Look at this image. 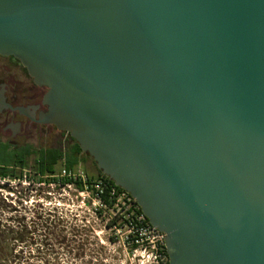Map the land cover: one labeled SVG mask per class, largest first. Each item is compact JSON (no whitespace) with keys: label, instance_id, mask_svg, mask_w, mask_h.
<instances>
[{"label":"water","instance_id":"95a60500","mask_svg":"<svg viewBox=\"0 0 264 264\" xmlns=\"http://www.w3.org/2000/svg\"><path fill=\"white\" fill-rule=\"evenodd\" d=\"M0 55L168 264H264V0H0Z\"/></svg>","mask_w":264,"mask_h":264},{"label":"rangeland","instance_id":"374dc122","mask_svg":"<svg viewBox=\"0 0 264 264\" xmlns=\"http://www.w3.org/2000/svg\"><path fill=\"white\" fill-rule=\"evenodd\" d=\"M20 154L0 147V164ZM27 170L19 180L0 178V264L137 263L123 243L125 230L122 241L113 243L106 225L111 213L104 215L89 194L47 185Z\"/></svg>","mask_w":264,"mask_h":264},{"label":"flooded vegetation","instance_id":"af4514ba","mask_svg":"<svg viewBox=\"0 0 264 264\" xmlns=\"http://www.w3.org/2000/svg\"><path fill=\"white\" fill-rule=\"evenodd\" d=\"M45 92V88L34 84L18 60L0 55V147L24 155L27 172L32 174L36 173L34 166L39 156L47 159L54 152L61 155L56 162L55 174L42 177L46 184L50 183L49 177L55 179L62 172L79 173L80 166L98 174L92 159L84 152H78L77 143L69 133L40 122V115L47 109L43 104ZM65 160L76 164L70 170L64 169Z\"/></svg>","mask_w":264,"mask_h":264},{"label":"built area","instance_id":"2783aa9c","mask_svg":"<svg viewBox=\"0 0 264 264\" xmlns=\"http://www.w3.org/2000/svg\"><path fill=\"white\" fill-rule=\"evenodd\" d=\"M64 178L68 182L63 187H73L76 193L89 194L92 202L102 208L100 211L104 215L111 213L107 215L106 223L113 230L111 239L113 243L121 242L122 232L125 230L123 243L129 247L130 255L136 260V264H168L164 234L150 225L129 194L102 179L89 181L82 173L62 172L53 182L60 187V180ZM77 183H80L81 190L77 189ZM102 196H105L106 202H102ZM95 210L99 212V209Z\"/></svg>","mask_w":264,"mask_h":264},{"label":"trees","instance_id":"16d2710c","mask_svg":"<svg viewBox=\"0 0 264 264\" xmlns=\"http://www.w3.org/2000/svg\"><path fill=\"white\" fill-rule=\"evenodd\" d=\"M77 150L78 152H82L78 145ZM4 153H9L7 150L3 149ZM61 158V155H56L54 152L50 157L47 159H44L42 156H39L38 161L35 163L34 169L36 171L35 174H32L34 177H37L38 180L43 181L42 177L44 176H51L55 174L56 171V162ZM76 162L65 160L63 164V168L70 170L73 165H75ZM28 169V164L26 163V160L24 159V155H19V158L16 161L11 160H5L0 164V178H11V179H20L26 177V175L23 174V172ZM89 181L95 180V179H102L103 181H106L110 183L111 185H114L112 181H110L106 176H104L100 171H98V174L94 176L86 175ZM48 182L55 181L54 178H48ZM68 181L67 179H61L60 184L61 186H64ZM76 187L78 190H81L80 183L76 184ZM102 202H106L105 196L101 197Z\"/></svg>","mask_w":264,"mask_h":264}]
</instances>
